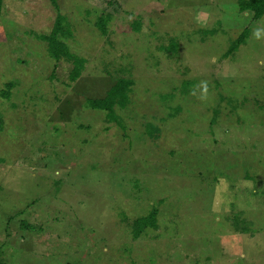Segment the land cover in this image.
Returning a JSON list of instances; mask_svg holds the SVG:
<instances>
[{
    "label": "rangeland",
    "instance_id": "rangeland-1",
    "mask_svg": "<svg viewBox=\"0 0 264 264\" xmlns=\"http://www.w3.org/2000/svg\"><path fill=\"white\" fill-rule=\"evenodd\" d=\"M57 2L76 80L39 37L51 0H4L0 17V261L264 264V15L240 0ZM119 78L133 83L113 121L87 100ZM154 206L158 228L136 237Z\"/></svg>",
    "mask_w": 264,
    "mask_h": 264
},
{
    "label": "trees",
    "instance_id": "trees-1",
    "mask_svg": "<svg viewBox=\"0 0 264 264\" xmlns=\"http://www.w3.org/2000/svg\"><path fill=\"white\" fill-rule=\"evenodd\" d=\"M57 10V17L50 34H41L39 37L48 43V50L51 57L56 61H61L62 59L72 60L74 62V67L71 72V79L76 80L82 72V67L85 64L83 58L75 56L71 52V48L67 43L68 38L73 36V31L71 29L69 19L67 16L61 12L60 6L57 0H51ZM240 10L250 11L253 13L255 19H259L264 15V0H240ZM4 0H0V17L3 13ZM108 17L101 14L97 21L98 28L106 33L108 23ZM140 24L134 22L133 27L139 29ZM249 30L246 29L237 40L231 43L229 51H235L239 44L245 42L248 37ZM133 81L127 78H119L114 86H112L107 94L101 98L88 99L87 106L94 109H100L107 111L108 118L113 121H117V114L115 113V105L126 106L129 102V94L131 91ZM6 95V93L4 92ZM121 122V121H120ZM119 122V123H120ZM147 228H158V207L154 206L148 212V214L136 218L133 222V231L136 237H139L142 232L147 230ZM4 262L0 261V264Z\"/></svg>",
    "mask_w": 264,
    "mask_h": 264
},
{
    "label": "crops",
    "instance_id": "crops-1",
    "mask_svg": "<svg viewBox=\"0 0 264 264\" xmlns=\"http://www.w3.org/2000/svg\"><path fill=\"white\" fill-rule=\"evenodd\" d=\"M59 234V233H58ZM73 234V233H71ZM36 235V234H35ZM60 235V234H59ZM37 236V235H36ZM71 239V238H70ZM54 241V240H53ZM52 241V242H53ZM72 241V240H71ZM58 243L62 244V243H68L67 240H57ZM54 243V242H53ZM57 243V244H58ZM65 251V250H63ZM70 253V252H69ZM41 261V262H40ZM40 261H36V260H30L29 262H26V263H22V264H111L109 262H100V263H97V262H94V261H91L89 263H85L83 262L82 260H75V261H70V260H65V261H57V262H46L45 260H40ZM3 264H6L5 262ZM115 264H117V262H115Z\"/></svg>",
    "mask_w": 264,
    "mask_h": 264
}]
</instances>
